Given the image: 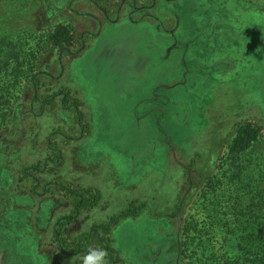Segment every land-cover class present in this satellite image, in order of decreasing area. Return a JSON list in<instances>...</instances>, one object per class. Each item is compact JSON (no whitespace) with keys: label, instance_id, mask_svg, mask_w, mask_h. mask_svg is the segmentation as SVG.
Instances as JSON below:
<instances>
[{"label":"rangeland","instance_id":"374dc122","mask_svg":"<svg viewBox=\"0 0 264 264\" xmlns=\"http://www.w3.org/2000/svg\"><path fill=\"white\" fill-rule=\"evenodd\" d=\"M42 1L43 12L35 17L40 28L33 24L18 39L17 31L0 27V60L10 56L16 64L7 67L10 76L22 58L30 62L42 54L43 62L46 38L58 22L82 37L75 49L86 46L63 58L64 81L79 90L91 125L90 134L72 148L68 167L75 173L97 169L84 176V185L96 186L104 198L95 209L80 211L72 231L87 232L144 202L139 217L121 220L109 233L119 264H240L238 244L251 225L249 214L253 208L264 213V0L159 2L178 18L175 27L170 16L150 21L154 15L148 9L129 4L105 18L94 4L99 0H29V5L38 9ZM0 4L8 7L7 0ZM29 17L18 28L28 27ZM51 59H58V50ZM55 65L43 67L58 75ZM26 73L12 89L17 111L25 103ZM58 108L40 116L39 139L27 150L45 144L54 126L71 137L79 134L73 112ZM245 122L259 126L261 134L235 156L229 146L237 125ZM53 142L61 144L60 137ZM4 145L0 264H85L89 249L74 254L53 241L52 216L71 214L70 198L7 191L15 182L8 167L18 163L10 157L4 164ZM194 158L196 166L189 170ZM155 205L172 206L175 215L163 216ZM38 235L44 257L36 249Z\"/></svg>","mask_w":264,"mask_h":264},{"label":"trees","instance_id":"16d2710c","mask_svg":"<svg viewBox=\"0 0 264 264\" xmlns=\"http://www.w3.org/2000/svg\"><path fill=\"white\" fill-rule=\"evenodd\" d=\"M7 1V8H2L0 4V24L3 25H0V27L5 28L11 34L17 31L15 37L19 39L20 34L31 31V26L37 23L35 17L40 12H43L44 3L42 1L41 7L34 9V6L29 5L31 4L29 0H26L27 2L21 0ZM161 1L174 3L177 0H99L94 2V4L105 18H109L113 14L117 15L123 5L129 4L132 8L138 6L148 9V14L154 15V17L150 16V21L156 22L162 16H170L174 23L173 27H175L178 18L170 12L159 8V2ZM25 5L33 10V15H30L25 10ZM5 10L7 11L5 12ZM13 12H17V14L8 18H6L8 15H4ZM28 16L32 18L31 20L29 17V20H27L29 26L23 29L18 28L19 22H24ZM122 17H125V14H122ZM37 28H40L38 23ZM89 36L93 37L95 34L89 33ZM81 39L82 37L77 35L72 25L58 22L46 38L45 48L48 52L43 62L39 63V58H41L42 54H36L30 62L28 59L25 62V58H22V64L25 62L24 69L21 70L20 62L16 73L10 76L6 74L7 67L9 65L10 67H16V64L11 60L10 56H4L5 58L0 60V71L4 73L0 75V147L6 143L4 145L5 151H3L2 155L4 164L10 160V157L16 158L15 163H18L15 167L13 165L8 167L15 182L6 190L13 191L16 194L26 193L39 198L47 195L54 198L57 197L60 200L65 199L66 201L70 198L72 213L63 214L60 212L56 216L54 214L52 216L53 241L64 251L73 252L74 254L85 252L90 249L92 244H97L100 248L107 251V264H119L123 261L117 257L113 239L109 233L112 227H115L121 220L139 217L145 209L146 204L144 202L120 210L117 214L110 216L105 223L92 224L87 232L77 235L72 231L73 223L78 220L77 216L80 211L95 209L104 198L102 191L96 186L84 185L86 184L84 176L87 178V176L95 175L98 172L97 169H88L75 173L68 167L69 162L72 160V148L81 142L85 135L90 134L91 130L82 95L77 87L64 81V75L62 74L64 73L63 64L66 62L63 58L68 60L85 49L86 46L82 49H75L76 44ZM57 50L58 59H51V56ZM15 60L16 62L19 61V57L15 58ZM47 61L50 63L56 61L58 67L57 65L55 66L59 70L58 75H51L43 67L45 63L50 64ZM27 70L30 71V77L27 79L23 89L25 103H23L22 109L17 111L16 101H14L17 97L13 99L12 89H18L19 79L27 76ZM19 105H22V103L18 104V108L20 107ZM56 106L59 107L58 109H68L73 112L74 120L81 128L80 132L77 136L71 137L62 131H58V127L54 126L50 135L44 139L45 144H40L37 148H34V151L38 153L36 155L32 154L34 151L27 150L26 146L30 141L33 143L35 141L36 143L39 139L40 128L37 126L39 118L46 110L47 112L51 111ZM7 122H12V125L8 126ZM23 122L26 123V126L23 125ZM51 134H54L52 135L53 137ZM260 134L259 126L251 122L239 123L229 146L230 152L236 156L247 151L258 140ZM57 137H60L61 144L55 145L53 141H56ZM26 153H29L27 156L30 157H26ZM195 166L196 158L189 162L188 169L193 170ZM153 208L156 211L157 206L155 205ZM171 208L172 206L170 208L166 206L157 208L156 212L162 211L163 216L173 217L175 213L174 211H169ZM251 212L252 214H249L247 219L251 224L247 235H245L241 244H238L241 252L240 264H264V213L258 214L254 208ZM247 228L245 227V229ZM184 231L186 232L185 227ZM185 244L186 242L184 241L183 252L188 248ZM187 264L193 263L188 262Z\"/></svg>","mask_w":264,"mask_h":264},{"label":"clouds","instance_id":"9594fccd","mask_svg":"<svg viewBox=\"0 0 264 264\" xmlns=\"http://www.w3.org/2000/svg\"><path fill=\"white\" fill-rule=\"evenodd\" d=\"M85 264H107V251L103 248H90Z\"/></svg>","mask_w":264,"mask_h":264},{"label":"crops","instance_id":"0c3cea01","mask_svg":"<svg viewBox=\"0 0 264 264\" xmlns=\"http://www.w3.org/2000/svg\"><path fill=\"white\" fill-rule=\"evenodd\" d=\"M39 236V235H38ZM36 239H37V241H36V249L38 250V254L39 255H42L41 253H43L42 251L41 252H39V245H40V240H41V238H40V236L37 238L36 237ZM42 257H44L43 255H42ZM43 261L45 260V259H42Z\"/></svg>","mask_w":264,"mask_h":264}]
</instances>
